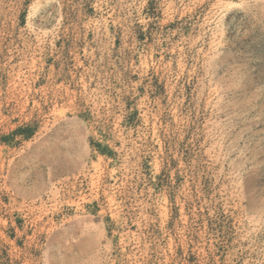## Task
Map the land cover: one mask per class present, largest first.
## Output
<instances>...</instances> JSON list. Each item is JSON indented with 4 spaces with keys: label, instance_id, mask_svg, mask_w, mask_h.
<instances>
[{
    "label": "rangeland",
    "instance_id": "obj_1",
    "mask_svg": "<svg viewBox=\"0 0 264 264\" xmlns=\"http://www.w3.org/2000/svg\"><path fill=\"white\" fill-rule=\"evenodd\" d=\"M0 264H264V0H0Z\"/></svg>",
    "mask_w": 264,
    "mask_h": 264
}]
</instances>
